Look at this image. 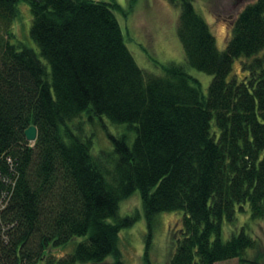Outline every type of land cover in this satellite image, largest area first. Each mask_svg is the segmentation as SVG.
Returning <instances> with one entry per match:
<instances>
[{"label":"trees","instance_id":"obj_1","mask_svg":"<svg viewBox=\"0 0 264 264\" xmlns=\"http://www.w3.org/2000/svg\"><path fill=\"white\" fill-rule=\"evenodd\" d=\"M20 1L0 0V264H124L120 232L136 218L118 210L137 191L150 226L185 212L169 264H261L244 228L226 241L223 230L238 212L264 221V0L234 19L224 51L194 0H166L180 9L186 65L162 76L138 65L116 1L23 0L38 53L12 43ZM241 58L248 76L229 80ZM188 67L213 77L207 94ZM84 114L127 124L133 144L93 153L69 126ZM77 237L72 253H50Z\"/></svg>","mask_w":264,"mask_h":264},{"label":"rangeland","instance_id":"obj_2","mask_svg":"<svg viewBox=\"0 0 264 264\" xmlns=\"http://www.w3.org/2000/svg\"><path fill=\"white\" fill-rule=\"evenodd\" d=\"M111 2L112 0H96ZM122 11H115L123 30L126 44L138 65L148 73L162 76L163 66L169 64L186 65L185 53L178 38V24L180 9L173 7L166 0H114ZM256 0H194V7L207 21L216 37L218 48L226 49L231 36V24L234 19L250 4ZM18 14L13 23L14 38L12 43L20 44L36 53L39 48L31 37L33 15L30 5L25 1L17 3ZM246 58L236 59L233 64L229 80L241 82L247 72L244 63ZM188 72L202 84L205 94L208 92L213 77L188 67ZM69 126L78 133L79 128L84 129L85 137L93 140V153L111 150L113 138L125 137L127 144L132 145L136 133L127 124H113L106 116L82 115ZM118 210L119 218H136L133 225L120 232L119 247L121 260L124 264H146L145 254L151 264H169L174 255L179 239L183 238L184 211L162 212L157 214L151 226L145 216L141 195L139 191L122 201ZM249 210V208H248ZM249 212V211H248ZM117 218L109 222L114 223ZM255 238L256 248L249 252L250 259H257L264 264V221H253L250 213L238 212V220L231 225L225 223L223 230L224 241L229 240L232 231L240 232L242 229ZM84 237H77L65 248L50 249L56 257L72 253L74 247L84 241ZM114 256L106 259L104 264L115 262ZM44 264V263H43ZM218 264H239L238 259L223 261Z\"/></svg>","mask_w":264,"mask_h":264},{"label":"water","instance_id":"obj_3","mask_svg":"<svg viewBox=\"0 0 264 264\" xmlns=\"http://www.w3.org/2000/svg\"><path fill=\"white\" fill-rule=\"evenodd\" d=\"M27 141L35 142L38 137V129L35 125L28 127V129L24 132Z\"/></svg>","mask_w":264,"mask_h":264}]
</instances>
